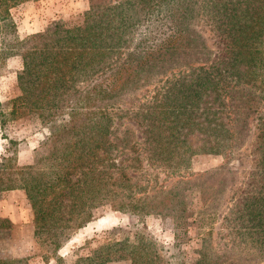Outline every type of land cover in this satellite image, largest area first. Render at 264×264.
Instances as JSON below:
<instances>
[{"label": "trees", "instance_id": "obj_1", "mask_svg": "<svg viewBox=\"0 0 264 264\" xmlns=\"http://www.w3.org/2000/svg\"><path fill=\"white\" fill-rule=\"evenodd\" d=\"M20 1L0 0V61L21 56L16 99L46 126L55 170L18 166L13 177L4 168L11 158L2 157L0 188H24L39 228L64 225L49 236L54 245L104 199L116 200L121 210L148 212L149 196L135 197L144 186L133 175L150 161L178 174L193 153L227 156L204 177L179 173L169 190L158 188L177 194L193 188L203 197L207 189L221 199L236 178L230 159L245 155L250 144L264 187V0H91L81 23L53 21L23 38L10 16ZM214 26L224 40L221 57L207 44L205 33ZM152 85L148 100L126 110L128 123L117 122L121 114L113 108L133 103ZM113 185L126 187L125 194ZM219 199L199 212L201 220L211 217ZM242 211L244 253L228 264H264V192L246 200ZM142 242L127 245V252L124 242H114L105 255L95 251L77 264L122 258L163 264L146 250L151 242Z\"/></svg>", "mask_w": 264, "mask_h": 264}, {"label": "rangeland", "instance_id": "obj_2", "mask_svg": "<svg viewBox=\"0 0 264 264\" xmlns=\"http://www.w3.org/2000/svg\"><path fill=\"white\" fill-rule=\"evenodd\" d=\"M91 0H22L10 8V16L15 23L20 38L43 31L53 21L66 25L81 23ZM114 2L113 0H109ZM215 27V26H214ZM215 30V31H214ZM206 31L207 44L215 50L216 56H223V38L218 30ZM214 32V33H213ZM132 42H134L132 40ZM125 52L124 50L121 51ZM22 68L20 55L0 61V162L9 157L7 170L16 176L18 166L34 165L45 172L55 170L54 150L46 138L48 130L36 111L22 106L16 99L21 90L17 83V73ZM176 73L169 71L166 76ZM165 76V77H166ZM164 77V78H165ZM161 84V83H160ZM154 92H140L133 103L119 104L121 117L117 122L128 123L126 110H135L141 101H146ZM60 121V120H59ZM58 122V121H57ZM137 131L138 139L141 137ZM248 147V148H247ZM246 148V149H245ZM231 158L229 166L235 171V181L219 199L210 196L204 189V196L198 189L178 190V194L163 193L169 190L179 173L182 179H195L221 166L227 156L220 153L197 152L190 156L188 164L179 167L178 174H170V167L162 168L152 163L136 169L133 179L144 186L136 196H149V211L132 213L117 208L116 200L104 199L90 208V219L75 229H64L68 237L59 246L51 242L49 236L62 226L52 224L50 230L39 228L35 213L23 187L0 188V264H77L80 258L93 256L95 251L104 254L114 242H124L121 248L127 252V245H138L150 241L146 250L158 253L163 264H200L204 257L208 261L201 264H228L244 253V244L239 245L244 226L242 208L254 194L264 192L262 179L255 173L253 156L249 155L251 145ZM52 161V165H51ZM3 166L0 164V170ZM35 169V170H36ZM53 175V174H52ZM17 183H21L19 180ZM263 187L261 192L259 191ZM122 194L126 187L113 185ZM210 193L213 190L209 187ZM259 191V192H258ZM171 196H170V195ZM210 197V199H208ZM217 201L215 212L204 220L199 212ZM156 202L157 206L152 204ZM151 206V207H150ZM187 206V208H186ZM183 207V209H182ZM185 207V209H184ZM183 211V212H182ZM240 216V217H239ZM243 226V227H242ZM246 248V246H245ZM247 249V248H246ZM206 258V260H207ZM99 258H95L98 260ZM105 264H132L130 258L108 260Z\"/></svg>", "mask_w": 264, "mask_h": 264}]
</instances>
